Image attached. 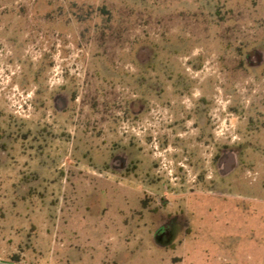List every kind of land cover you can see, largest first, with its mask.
Here are the masks:
<instances>
[{
    "label": "rangeland",
    "instance_id": "1",
    "mask_svg": "<svg viewBox=\"0 0 264 264\" xmlns=\"http://www.w3.org/2000/svg\"><path fill=\"white\" fill-rule=\"evenodd\" d=\"M0 264H264V0H0Z\"/></svg>",
    "mask_w": 264,
    "mask_h": 264
},
{
    "label": "flooded vegetation",
    "instance_id": "2",
    "mask_svg": "<svg viewBox=\"0 0 264 264\" xmlns=\"http://www.w3.org/2000/svg\"><path fill=\"white\" fill-rule=\"evenodd\" d=\"M3 15H4V13H3ZM215 158H216V156H215ZM217 161V160H216Z\"/></svg>",
    "mask_w": 264,
    "mask_h": 264
}]
</instances>
